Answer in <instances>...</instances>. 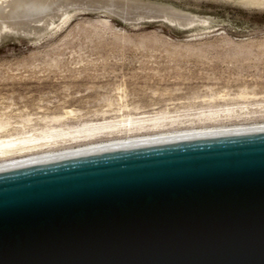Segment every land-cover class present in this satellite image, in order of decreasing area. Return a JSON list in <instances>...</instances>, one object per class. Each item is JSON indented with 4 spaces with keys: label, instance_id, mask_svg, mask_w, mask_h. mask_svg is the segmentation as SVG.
<instances>
[{
    "label": "rangeland",
    "instance_id": "1",
    "mask_svg": "<svg viewBox=\"0 0 264 264\" xmlns=\"http://www.w3.org/2000/svg\"><path fill=\"white\" fill-rule=\"evenodd\" d=\"M135 1L196 22L181 27L164 17L125 19L115 13L120 9L71 7L66 22L32 23L36 34L3 32L0 119L10 126L2 134L167 116L156 130L66 137L45 149L53 151L170 130L264 124V0Z\"/></svg>",
    "mask_w": 264,
    "mask_h": 264
},
{
    "label": "water",
    "instance_id": "2",
    "mask_svg": "<svg viewBox=\"0 0 264 264\" xmlns=\"http://www.w3.org/2000/svg\"><path fill=\"white\" fill-rule=\"evenodd\" d=\"M0 264H264V132L0 172Z\"/></svg>",
    "mask_w": 264,
    "mask_h": 264
},
{
    "label": "bare ground",
    "instance_id": "3",
    "mask_svg": "<svg viewBox=\"0 0 264 264\" xmlns=\"http://www.w3.org/2000/svg\"><path fill=\"white\" fill-rule=\"evenodd\" d=\"M134 1L0 0V36L3 32L9 30L21 32L27 35L34 33L35 31L37 32L35 28H32L34 27L35 23L44 21L43 27H49L56 17H60L62 22H66L69 18L68 10L71 7H79L81 9L87 8L89 10H98V8L99 10L100 8H111L112 12L120 9V12L116 11L115 13L119 14L120 17L122 16V18L125 19H128L130 16H133V18H135L134 16H144L152 17L154 19L156 17H164L171 22L178 23L181 27L194 23L196 19H194L189 14L188 16H186L185 13V15H183V13L180 14L179 12H176V10H158L159 8L157 10L153 8L145 10L147 6H142L141 4ZM36 32L34 34H36ZM69 112L72 113L73 111ZM227 113H229V109ZM56 118L58 120L59 117L54 116L53 120ZM166 118L167 116L163 115L162 113L156 114L150 118H134L129 116L127 119L120 120L104 119L102 121H88L80 123L76 126H69L67 128L51 126L43 129H24L23 131H17L15 133L7 132L6 135L2 134V132L7 130L8 126H10V122L3 118L0 119V172L87 156L91 154H98L107 151L153 146L201 138L264 132V124L250 127L237 126L233 128H228L225 125L204 126L201 128H190L179 131L170 130L167 132H157L149 135L147 134L110 140H101L98 142L91 141L86 146L79 148H70L65 150L60 149L53 151L51 149L45 150L53 143H56L59 139L63 140L66 139V137H70L73 141H89L97 139V137L103 136L105 133L107 134L115 131L120 132L123 130H128L130 133H132L133 130H136L139 131L138 133H142L143 131L147 130V128H155L156 130L158 126H163L165 124L164 122L166 121Z\"/></svg>",
    "mask_w": 264,
    "mask_h": 264
}]
</instances>
